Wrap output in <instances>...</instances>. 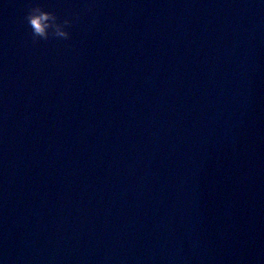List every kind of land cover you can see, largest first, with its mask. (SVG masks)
I'll return each instance as SVG.
<instances>
[{
	"label": "water",
	"instance_id": "obj_1",
	"mask_svg": "<svg viewBox=\"0 0 264 264\" xmlns=\"http://www.w3.org/2000/svg\"><path fill=\"white\" fill-rule=\"evenodd\" d=\"M0 0L3 264H264V2Z\"/></svg>",
	"mask_w": 264,
	"mask_h": 264
},
{
	"label": "clouds",
	"instance_id": "obj_2",
	"mask_svg": "<svg viewBox=\"0 0 264 264\" xmlns=\"http://www.w3.org/2000/svg\"><path fill=\"white\" fill-rule=\"evenodd\" d=\"M24 19L31 30L33 43L50 40L69 41L72 38L74 25L80 20V15L73 13L60 16L55 12L48 11L43 0H30ZM0 264H3V261H0Z\"/></svg>",
	"mask_w": 264,
	"mask_h": 264
}]
</instances>
